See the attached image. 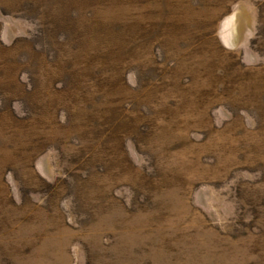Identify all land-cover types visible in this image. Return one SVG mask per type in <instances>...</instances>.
<instances>
[{"label": "rangeland", "instance_id": "rangeland-1", "mask_svg": "<svg viewBox=\"0 0 264 264\" xmlns=\"http://www.w3.org/2000/svg\"><path fill=\"white\" fill-rule=\"evenodd\" d=\"M263 5L0 0V264H264Z\"/></svg>", "mask_w": 264, "mask_h": 264}, {"label": "trees", "instance_id": "trees-1", "mask_svg": "<svg viewBox=\"0 0 264 264\" xmlns=\"http://www.w3.org/2000/svg\"><path fill=\"white\" fill-rule=\"evenodd\" d=\"M76 0H61V2L62 3H66V4H69V5H72L71 6V9H73V8H75L76 7V5H78L80 2L81 3H83V1H85V0H78V1H76V3H74ZM91 2L93 5H95L94 6V8L96 9V11H98L99 12V10H98V8L101 6V5H103V6H105V9L107 8V7H112V6H116L118 3H120L121 4V2H124V0H87V2ZM102 1V3H100V5H99V7L97 8V6H98V4H99V2H101ZM67 7H69V6H67ZM63 9V8H62ZM260 9H261V11H262V15H263V17H264V5L263 6H261L260 7ZM63 14H66V13H63ZM98 17H97V19L99 18V14L97 15ZM102 17V19H101V21L102 22H99V21H97L96 22V24H101L102 23V25L101 26H93V28H94V32H97L95 35H97V37L100 35V37H101V34L102 33H104L106 30H108V29H110L107 25H111L109 22H104L103 23V21H104V19L105 18H107V15H105V14H102L101 15ZM114 24H115V22H113ZM262 23V22H261ZM263 23H264V20H263ZM262 23V24H263ZM135 23H131V24H129V23H125L124 24V41L126 40V33H127V31L130 29V27H132L133 25H134ZM58 26H60V25H58ZM114 33H115V35L117 34L118 35V31L116 32V30L114 31ZM260 32H259V36H260ZM81 35V37H80V42H82V37L84 36V33H82V34H80ZM94 39V38H93ZM95 40V39H94ZM80 42H78V43H65V46L66 47H70V52L72 51V50H77V51H79L80 49H79V47H82L83 46V43H80ZM62 44H64V43H61V44H59V46H58V49H59V47L61 46V47H63V45ZM109 45H108V43L106 42V43H104V42H101L100 43V45H98V46H94V50H95V47L96 48H98L97 49V51L96 52H99V53H103V51H105L106 50V48L108 47ZM84 49V48H83ZM63 50V49H62ZM61 50V51H62ZM60 51V52H61ZM59 52V51H58ZM80 53H78V55H79ZM25 56H26V53H25ZM56 56V58H55V60H53V59H49L48 61H50V64H52L53 66L55 65V67L54 68H56L57 67V69H58V71L61 73V72H63V70H65L67 67H68V65L67 66H65V65H62L63 64V61H60L58 58H60V56H62L61 54H59L58 53V55L56 54L55 55ZM129 59H131V57H128V58H126V60L125 61H128ZM124 61V62H125ZM79 62V61H78ZM55 63V64H54ZM72 63H70L69 62V65H71ZM71 68V67H70ZM49 70V69H48ZM47 70V71H48ZM37 72V71H36ZM101 91V90H100Z\"/></svg>", "mask_w": 264, "mask_h": 264}]
</instances>
